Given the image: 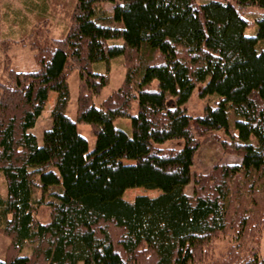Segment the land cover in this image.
<instances>
[{
  "label": "trees",
  "instance_id": "16d2710c",
  "mask_svg": "<svg viewBox=\"0 0 264 264\" xmlns=\"http://www.w3.org/2000/svg\"><path fill=\"white\" fill-rule=\"evenodd\" d=\"M72 2L62 35L51 37L40 17L19 40L35 69L4 62L0 233L9 243L0 264H264V11L245 16L264 10V0ZM1 43L7 51L10 42ZM118 56L124 77L95 105ZM197 86L214 101L192 115L185 103ZM49 93L51 125L39 144L30 129ZM123 118L129 132L114 123ZM78 123L91 127L92 149ZM218 131L240 162L193 174L200 138ZM170 140L181 144L164 146ZM41 206L45 222L36 217ZM227 233L226 251L215 256L216 238Z\"/></svg>",
  "mask_w": 264,
  "mask_h": 264
},
{
  "label": "rangeland",
  "instance_id": "374dc122",
  "mask_svg": "<svg viewBox=\"0 0 264 264\" xmlns=\"http://www.w3.org/2000/svg\"><path fill=\"white\" fill-rule=\"evenodd\" d=\"M72 5V0H0V79H3L5 76L3 67L7 56L10 58V64H12L15 69L31 70L37 67L33 60V51L28 45L19 43V40L37 25L40 17L46 19L44 27L48 30L51 37L62 35L69 26L68 13ZM104 6L107 10H111L113 4L106 2ZM260 10L264 11L263 9L248 8L245 10V16L254 19L255 16L259 14L258 12H260ZM255 28V25H253L251 28H247L246 32L253 33ZM5 39L10 42V47L7 51L3 50L1 43L2 40ZM102 68H104V66ZM109 68L110 75L108 84L102 87L99 94L93 98L95 105H98L104 97L119 86L125 73L123 57L118 56L112 58L109 63ZM96 69L98 68L95 67L94 70ZM77 82L78 71L74 70L68 77L71 97L68 107L69 115H73L74 113L76 94L78 92ZM198 88L199 87L197 86L192 90L185 103L188 113L192 115H200L203 108L208 104H212L214 101L213 96L201 98L199 96ZM54 95L55 93H49L40 116L36 119L33 128L30 129V131L36 136L39 144L43 141V131L51 125L49 113L54 103ZM114 123L117 125H123L128 132L130 131V121L127 118L118 119ZM77 130L86 138L89 148L92 149L95 142V135L93 134L91 127L86 123H78ZM224 138L225 135L221 131L207 133L200 138V145L195 153L194 162L191 167L193 174L206 173L215 164L240 162L241 157L239 155L223 150L221 139ZM180 144L181 140H170L167 141L164 146L178 147ZM132 189L134 191L140 190V188ZM133 190L129 191V189H127L123 194L124 198L132 199L136 195ZM185 191L189 194L192 193L191 183L186 186ZM157 193V190H144L142 188V194L154 196ZM257 198L259 203L264 206V192L259 191ZM36 217L41 221H47L49 218V209L46 206H41L37 211ZM231 239L230 233L220 235L216 238L215 246L213 248L214 255L218 256L226 251L228 242ZM8 243L9 239L4 234L0 233V259L7 255ZM259 244V253L261 256H264V225L261 229ZM142 262L148 264L145 260H142Z\"/></svg>",
  "mask_w": 264,
  "mask_h": 264
}]
</instances>
